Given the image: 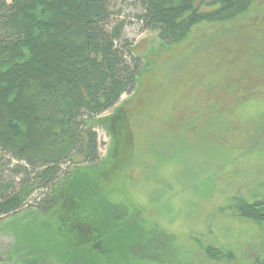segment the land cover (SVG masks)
I'll list each match as a JSON object with an SVG mask.
<instances>
[{
  "label": "trees",
  "instance_id": "16d2710c",
  "mask_svg": "<svg viewBox=\"0 0 264 264\" xmlns=\"http://www.w3.org/2000/svg\"><path fill=\"white\" fill-rule=\"evenodd\" d=\"M131 1L140 30L168 45L204 18L199 7L215 8L207 19H227L250 2ZM114 2L0 0V217L25 206L41 216L40 232L21 235L0 264H184L174 236L144 220L124 193L117 201L106 184L88 204L64 188L76 169L100 160L89 122L130 94L142 70ZM225 210L264 231V200L234 198ZM204 253L223 258L212 247Z\"/></svg>",
  "mask_w": 264,
  "mask_h": 264
},
{
  "label": "rangeland",
  "instance_id": "374dc122",
  "mask_svg": "<svg viewBox=\"0 0 264 264\" xmlns=\"http://www.w3.org/2000/svg\"><path fill=\"white\" fill-rule=\"evenodd\" d=\"M214 10L199 7L204 18L168 45L140 30L131 0H115L142 70L130 94L89 122L100 160L76 169L64 188L88 204L106 184L115 200L124 193L144 220L174 236L184 264L263 263L264 231L225 209L234 198L264 200V71L248 72L264 69V0L207 19ZM27 209L0 217V260L21 235L40 232L41 216ZM208 247L223 258L209 259Z\"/></svg>",
  "mask_w": 264,
  "mask_h": 264
}]
</instances>
